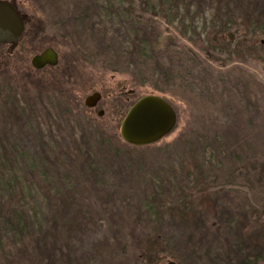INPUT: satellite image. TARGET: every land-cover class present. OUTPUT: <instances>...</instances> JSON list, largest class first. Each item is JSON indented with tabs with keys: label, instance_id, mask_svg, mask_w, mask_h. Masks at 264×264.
Instances as JSON below:
<instances>
[{
	"label": "rangeland",
	"instance_id": "1",
	"mask_svg": "<svg viewBox=\"0 0 264 264\" xmlns=\"http://www.w3.org/2000/svg\"><path fill=\"white\" fill-rule=\"evenodd\" d=\"M3 1L25 36L0 47V222L19 224L0 264H235L264 211V65L233 50L246 24L264 43V0ZM207 44L213 76L161 96L172 131L126 144L127 110L158 94L138 54ZM46 48L58 64L33 69Z\"/></svg>",
	"mask_w": 264,
	"mask_h": 264
},
{
	"label": "trees",
	"instance_id": "2",
	"mask_svg": "<svg viewBox=\"0 0 264 264\" xmlns=\"http://www.w3.org/2000/svg\"><path fill=\"white\" fill-rule=\"evenodd\" d=\"M143 1L146 0H142L141 2ZM147 1L151 2L150 0ZM160 1L161 0H153V3H159ZM153 18H155V16ZM153 18H150L149 20H151L153 23H156ZM244 26L245 33L240 37V40L238 41L239 44L234 45L233 53L236 54L237 52L244 51L241 59H252L253 61L262 63V65H264V43H262V41H258L257 43H248V41H246L248 38H250L249 41H252L253 39L255 40L257 37H259V31L261 30L251 24H246ZM23 35L25 36V33ZM21 38L20 40H22ZM140 44H142L143 48L147 49V41L141 42ZM3 46L4 45L0 47ZM153 50L154 48H151L147 56H144L145 51L138 54L137 68L144 67L146 73L155 78L152 89L156 91L158 93L157 95L159 96H168L169 92H171V89L179 86L180 81L183 82L184 80H187L189 83H194L197 80L200 81V77L203 78L202 80H209V77H212L215 73V71L213 72L215 67L212 68L210 65L211 62L213 63L216 60L215 55L217 48H214L212 44H207L206 47L202 49L201 53L195 52L193 50H186L185 52L182 51V53H179L176 50L170 51V46H166L165 51L163 52H155V50ZM169 51L172 52L173 55H169ZM8 56L9 55L7 52L1 56L2 59H0V62L4 68H7L6 65L8 63ZM138 77L140 78V81L143 82L141 76ZM181 78L184 80H181ZM6 172L7 171L4 168L0 167V188H6L5 185H3V180L7 175ZM9 224L10 223L4 219H2L0 222V242L3 240L4 244L7 241L5 242L3 237L17 236L19 224H10V226ZM1 230H4L5 234H2ZM249 232H251V234H248ZM244 235L247 237L246 240L242 241L243 246L236 254L237 259L235 264H264L263 210L258 213L255 221L250 226H248V230L244 231Z\"/></svg>",
	"mask_w": 264,
	"mask_h": 264
},
{
	"label": "water",
	"instance_id": "3",
	"mask_svg": "<svg viewBox=\"0 0 264 264\" xmlns=\"http://www.w3.org/2000/svg\"><path fill=\"white\" fill-rule=\"evenodd\" d=\"M25 29L24 19L14 4L0 0V45H7L12 51L18 44ZM58 55L52 48H46L30 59L35 70L55 67ZM97 92L85 97L84 106L91 109L100 101ZM102 112L98 113L101 115ZM176 124V113L163 97L149 94L137 99L127 110L120 126L122 140L134 147L153 145L167 136ZM167 264H175L168 262Z\"/></svg>",
	"mask_w": 264,
	"mask_h": 264
}]
</instances>
